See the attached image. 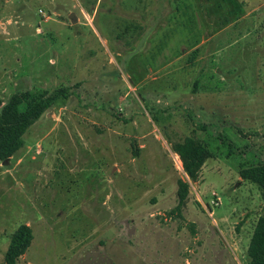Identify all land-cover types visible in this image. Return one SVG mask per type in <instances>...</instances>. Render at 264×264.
<instances>
[{"label": "rangeland", "instance_id": "1", "mask_svg": "<svg viewBox=\"0 0 264 264\" xmlns=\"http://www.w3.org/2000/svg\"><path fill=\"white\" fill-rule=\"evenodd\" d=\"M61 86L0 161V264L22 224L16 264H249L264 0H0V104ZM186 137L210 154L196 181Z\"/></svg>", "mask_w": 264, "mask_h": 264}, {"label": "trees", "instance_id": "2", "mask_svg": "<svg viewBox=\"0 0 264 264\" xmlns=\"http://www.w3.org/2000/svg\"><path fill=\"white\" fill-rule=\"evenodd\" d=\"M68 87L61 86L54 90L32 92L27 90L15 93L4 103L0 104V161L7 163L9 158L23 145V136L29 127L40 116L60 99L70 96ZM174 152L179 156L183 172L187 179L196 181L204 161L209 157V151L203 143L195 138L186 137L182 142L173 145ZM240 176L255 183L264 203V162L244 168ZM178 200L182 203L187 195L188 183L177 180ZM31 228L25 224L18 226L10 237L4 254L6 264H16V260L29 247L32 240ZM249 264H264V213L254 225L247 247Z\"/></svg>", "mask_w": 264, "mask_h": 264}, {"label": "water", "instance_id": "3", "mask_svg": "<svg viewBox=\"0 0 264 264\" xmlns=\"http://www.w3.org/2000/svg\"><path fill=\"white\" fill-rule=\"evenodd\" d=\"M70 17H71V18H73V16H72V15H71ZM72 22H75V20H74V19H72Z\"/></svg>", "mask_w": 264, "mask_h": 264}]
</instances>
